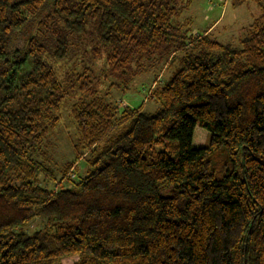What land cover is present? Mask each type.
Masks as SVG:
<instances>
[{"label": "trees", "instance_id": "obj_1", "mask_svg": "<svg viewBox=\"0 0 264 264\" xmlns=\"http://www.w3.org/2000/svg\"><path fill=\"white\" fill-rule=\"evenodd\" d=\"M254 1L261 14L233 45L192 33L181 20L191 0H0V264H264V0ZM87 35L110 87L154 71L153 111L101 96L90 67L60 77L53 63ZM74 95V158L57 176L45 141ZM35 218L45 226L29 233Z\"/></svg>", "mask_w": 264, "mask_h": 264}, {"label": "rangeland", "instance_id": "obj_2", "mask_svg": "<svg viewBox=\"0 0 264 264\" xmlns=\"http://www.w3.org/2000/svg\"><path fill=\"white\" fill-rule=\"evenodd\" d=\"M234 1L236 0H191L189 7L182 13L181 20L187 22L192 33H202L214 24L209 30L212 38L221 43L239 45L245 29L261 14V8L254 0H244L237 4H234ZM92 44V37L87 35L74 42L69 57L53 63L60 77L67 71H82L84 66L90 67L94 75H97L101 80L98 86L101 96L105 98L109 96L108 99L119 108L136 107L142 104L145 110L153 111L158 105L149 97L154 81V71L148 69L141 72L131 82L127 90L110 87L111 80L104 78L105 65L103 61L93 58ZM162 74H160L159 80L165 79L169 72ZM76 96H68L65 99L60 110V121L50 129L45 141L44 158L48 159L47 163H50L54 168L57 176L60 175L58 167L61 168L67 161L74 158L73 145L77 141V129L72 107L77 99ZM208 136L205 129L196 125L193 136L194 146H203L207 142ZM74 170L76 173L74 180L78 181L86 175V160H80ZM44 226L43 219L35 218L27 226V231L32 233ZM75 260H77V256H67L61 260V264H70Z\"/></svg>", "mask_w": 264, "mask_h": 264}, {"label": "crops", "instance_id": "obj_3", "mask_svg": "<svg viewBox=\"0 0 264 264\" xmlns=\"http://www.w3.org/2000/svg\"><path fill=\"white\" fill-rule=\"evenodd\" d=\"M213 25H214V24H213ZM213 25H212V26H213ZM212 26H211V27H209V29H206V30L209 32V30H210V28H212Z\"/></svg>", "mask_w": 264, "mask_h": 264}]
</instances>
